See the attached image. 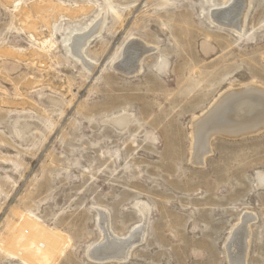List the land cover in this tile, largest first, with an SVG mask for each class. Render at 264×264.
Instances as JSON below:
<instances>
[{"label":"rangeland","instance_id":"obj_1","mask_svg":"<svg viewBox=\"0 0 264 264\" xmlns=\"http://www.w3.org/2000/svg\"><path fill=\"white\" fill-rule=\"evenodd\" d=\"M230 4L0 0V264H264V129L212 132L258 111L240 96L223 123L222 95L264 90V0L241 30L212 19ZM101 216L139 228L125 258L91 256Z\"/></svg>","mask_w":264,"mask_h":264},{"label":"bare ground","instance_id":"obj_2","mask_svg":"<svg viewBox=\"0 0 264 264\" xmlns=\"http://www.w3.org/2000/svg\"><path fill=\"white\" fill-rule=\"evenodd\" d=\"M247 1L248 0H230L231 4L228 5V8H226L224 10L214 9V10H212L211 13H212L213 17L219 23H222L224 25H228L231 28H239V30H241L240 27L243 24L244 12H246L245 10H246V7H247ZM96 32H97V30L95 29L94 34ZM85 44L86 43H84L83 41H81L79 39L76 40V41H73V42L71 41V43H70L71 51L75 52V54L78 57V60H82L83 59L82 58V50H83L82 48L84 47ZM145 49H151V48H148V46L147 47L144 46L138 40L137 41L135 40V41L128 42L126 44V48L124 49V52H123V55H122V60L124 58L123 61H125L127 57H129V59L126 61L125 65H121V62H120L121 60H119L117 65H119L120 68L123 69V72H126V73L127 72L136 71L135 69H137L139 67V66H137V62H139L138 60L140 58V51L144 52ZM135 73H137V72H135ZM245 95H251V96H255L256 97L258 102H257L255 107L257 108L258 111H257L256 115L252 118L251 121L249 120L246 123L243 122L242 126H240V125H237V123H236V121H238L239 119L232 118V116L230 118L229 117V113L232 114V115L233 114L236 115L238 109L234 108V107L238 106V105H235L236 103L239 102L238 101L239 99H237V98L240 97V96L241 97L245 96ZM234 99H237V102H234V103L230 104V102L232 100H234ZM227 104L230 105V107H228ZM250 108H251V106H250ZM210 113L213 114V116L220 115L219 118L221 119V121L223 123H225L226 119L230 118L229 123L226 126L230 125L233 128H231V127L230 128L229 127H224V128L215 127V128H212L213 129L212 132H216L218 134L224 133L222 131H225V130L228 131V136H229L230 132L236 133L238 131L239 132L240 131H245V133H246L248 131V133H251V132H256L257 130H260V129H264V90L259 89V88L255 87V86H251V87H248V88H244L243 90H239L237 92H228V93L226 92L224 95H222L219 98L218 102L216 103V106H214V108L212 109V111ZM258 115H260V116H258ZM209 116L206 117V115H205V117L199 118L200 119V123H199L200 125H199L198 128L204 127V126H202V122L205 121V122H203V124H206L207 118ZM249 116H251V115H249ZM210 119H211V117H210ZM234 122L236 123V125H234ZM206 125H205V127H206ZM231 129H233V130H231ZM194 130H196V129H194ZM203 130L201 132H203ZM197 131L198 130H196V132ZM196 132H195V134H196ZM233 134L231 136H233ZM211 135L213 136V133H211L209 136L211 137ZM194 138L196 139L197 137H195V135H194ZM205 138L203 140H205ZM196 140H199V139H196ZM195 147H197V146H195ZM206 148H207V146H206ZM196 151H198V150H196ZM199 152H201V151H199ZM203 155H205V154H202L201 157H199V159H202ZM198 163H200V162L198 161ZM105 220H107V219H105ZM246 222H247V220L243 219L241 224H239L237 226L236 230L234 231V234L232 235V238L236 237L235 241H236V243L238 245H240V246H238V247H240V251H238V252H240L241 255H243L244 250H245L244 246H246V238H247V231L245 229ZM104 223H105V221H104V219L101 216V218H100V230H101L102 241L100 243L94 245L93 248H91L92 249V253H90L91 256L94 257L95 259H99V260H103V259L120 260V259L125 258L126 255L128 254L129 249L132 246L131 244L134 243L135 240H137V236L139 235V231H140L139 228L134 229L127 238L120 239L117 236H115L112 233H110L109 230H107L108 228H105L106 224H104Z\"/></svg>","mask_w":264,"mask_h":264},{"label":"water","instance_id":"obj_3","mask_svg":"<svg viewBox=\"0 0 264 264\" xmlns=\"http://www.w3.org/2000/svg\"><path fill=\"white\" fill-rule=\"evenodd\" d=\"M212 19H213V21L215 22V23H217V24H219V25H221V26H226V27H230V26H228V25H224V24H222V23H219L213 16H212ZM231 28V27H230Z\"/></svg>","mask_w":264,"mask_h":264}]
</instances>
